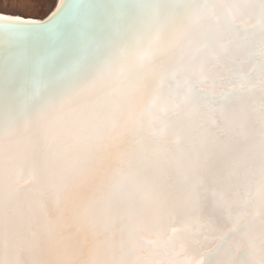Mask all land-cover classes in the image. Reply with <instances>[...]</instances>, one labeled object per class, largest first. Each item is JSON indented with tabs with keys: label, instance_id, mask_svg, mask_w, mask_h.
Segmentation results:
<instances>
[{
	"label": "snow or ice",
	"instance_id": "snow-or-ice-1",
	"mask_svg": "<svg viewBox=\"0 0 264 264\" xmlns=\"http://www.w3.org/2000/svg\"><path fill=\"white\" fill-rule=\"evenodd\" d=\"M0 264H264V0L0 14Z\"/></svg>",
	"mask_w": 264,
	"mask_h": 264
},
{
	"label": "rangeland",
	"instance_id": "rangeland-1",
	"mask_svg": "<svg viewBox=\"0 0 264 264\" xmlns=\"http://www.w3.org/2000/svg\"><path fill=\"white\" fill-rule=\"evenodd\" d=\"M50 2L51 0H0V11L40 17L45 14Z\"/></svg>",
	"mask_w": 264,
	"mask_h": 264
},
{
	"label": "bare ground",
	"instance_id": "bare-ground-1",
	"mask_svg": "<svg viewBox=\"0 0 264 264\" xmlns=\"http://www.w3.org/2000/svg\"><path fill=\"white\" fill-rule=\"evenodd\" d=\"M59 3H60V0H51V2L49 3V7L45 12V14L43 16H40V17H34V16H24V15H20V14H13V13H7V12H3V11H0V14H3V15H8V16H19V17H23V18H26V19H34L36 21H41L42 19L45 18V16L48 14V13H51V11H55L56 8L59 6ZM6 11V10H5Z\"/></svg>",
	"mask_w": 264,
	"mask_h": 264
},
{
	"label": "water",
	"instance_id": "water-1",
	"mask_svg": "<svg viewBox=\"0 0 264 264\" xmlns=\"http://www.w3.org/2000/svg\"><path fill=\"white\" fill-rule=\"evenodd\" d=\"M53 11H51V13H52ZM51 13H48L46 16H45V18L44 19H42L41 21H44V20H46L47 19V17L49 16V15H51Z\"/></svg>",
	"mask_w": 264,
	"mask_h": 264
}]
</instances>
